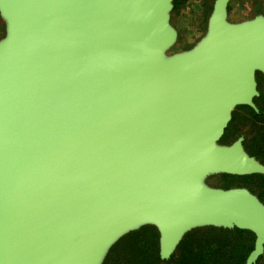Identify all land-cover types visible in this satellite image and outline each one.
Instances as JSON below:
<instances>
[{
    "label": "water",
    "instance_id": "water-1",
    "mask_svg": "<svg viewBox=\"0 0 264 264\" xmlns=\"http://www.w3.org/2000/svg\"><path fill=\"white\" fill-rule=\"evenodd\" d=\"M175 0H0V264H104L122 238L159 232L168 261L199 228L254 234L264 203L215 175H264L233 112H259L264 15L229 20L170 54Z\"/></svg>",
    "mask_w": 264,
    "mask_h": 264
},
{
    "label": "trees",
    "instance_id": "trees-1",
    "mask_svg": "<svg viewBox=\"0 0 264 264\" xmlns=\"http://www.w3.org/2000/svg\"><path fill=\"white\" fill-rule=\"evenodd\" d=\"M185 2L175 0L173 11ZM230 8L229 5V12ZM262 12V9H257L255 16L264 14ZM257 81L260 96L255 99V103L259 112L248 106L237 107L221 143L229 145L242 136L246 151L264 164V75L258 73ZM223 177L226 189L238 183L249 188L264 203V175ZM254 242V234L248 231L199 228L184 237L170 260L162 261L159 255V232L154 226H145L113 246L104 264H245ZM258 264H264V256Z\"/></svg>",
    "mask_w": 264,
    "mask_h": 264
},
{
    "label": "rangeland",
    "instance_id": "rangeland-1",
    "mask_svg": "<svg viewBox=\"0 0 264 264\" xmlns=\"http://www.w3.org/2000/svg\"><path fill=\"white\" fill-rule=\"evenodd\" d=\"M214 1L186 0L184 5L172 12L171 24L178 32V40L170 50V54L192 48L205 35ZM230 6L229 20L232 22H241L253 18L257 9H262V13H264V0H232ZM0 26L1 39L5 35V25L1 18ZM207 183L212 187L227 188L223 175L212 176L207 180ZM235 187L247 188L238 183L231 185L230 188Z\"/></svg>",
    "mask_w": 264,
    "mask_h": 264
},
{
    "label": "crops",
    "instance_id": "crops-1",
    "mask_svg": "<svg viewBox=\"0 0 264 264\" xmlns=\"http://www.w3.org/2000/svg\"><path fill=\"white\" fill-rule=\"evenodd\" d=\"M0 31H1V26H0Z\"/></svg>",
    "mask_w": 264,
    "mask_h": 264
}]
</instances>
